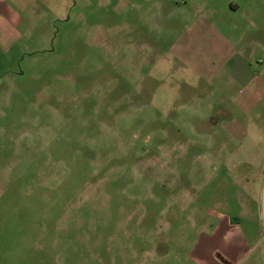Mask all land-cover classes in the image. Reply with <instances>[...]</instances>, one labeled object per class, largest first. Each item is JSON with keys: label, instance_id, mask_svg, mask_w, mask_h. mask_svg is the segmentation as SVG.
Masks as SVG:
<instances>
[{"label": "rangeland", "instance_id": "1", "mask_svg": "<svg viewBox=\"0 0 264 264\" xmlns=\"http://www.w3.org/2000/svg\"><path fill=\"white\" fill-rule=\"evenodd\" d=\"M3 1L0 264H264V102L230 135L240 115L167 53L207 8L230 32L231 0Z\"/></svg>", "mask_w": 264, "mask_h": 264}, {"label": "crops", "instance_id": "2", "mask_svg": "<svg viewBox=\"0 0 264 264\" xmlns=\"http://www.w3.org/2000/svg\"><path fill=\"white\" fill-rule=\"evenodd\" d=\"M3 2L7 6V2H9V4L20 8L23 7L20 0H6ZM172 5L174 6L173 2ZM263 10L264 3L261 0H241L239 3L231 0L227 5L225 4L220 8L224 20L218 19L223 27L230 32L220 35L215 29L219 25L209 21V16L214 17L217 11L214 8H207L205 10L207 14L196 15V19L192 21L190 26V28H194L193 30L197 28L200 29L198 32L208 34L198 44V47L196 42L189 38L188 41L185 40L178 45L173 44L167 51L169 55L182 62L181 67L183 69L203 79L210 88L220 95L222 94L221 100L223 102L227 101L226 103L230 104L233 112L240 115L239 122H229L225 129L226 131L228 129L230 135L236 137L246 135L249 132L248 122H246L244 116L245 112L254 105L264 102V64L255 68L252 63L255 57L264 56V41H262L261 35L264 27L259 21ZM213 12L215 13L213 14ZM237 15H241V23L235 20ZM9 20L11 19L9 18ZM18 20L16 19L15 22L18 23ZM0 21L4 22V20ZM239 27L240 33H235L234 30ZM244 27L247 30H252L253 34L247 36L244 32H241V28ZM233 33L237 36H234ZM213 123L217 124L218 120L214 119ZM251 137V140H255L253 137H259V130L253 131ZM251 144L253 145L252 148L257 151L258 157L264 154V150H258L255 143ZM237 150L233 154L237 153ZM246 165L257 169L261 165L260 158L256 163H247ZM241 214L244 216V218H241L243 220H250L254 216V213L250 212L248 207L245 208V211L242 210ZM223 220L226 221L225 218ZM216 235L217 233L213 234V236ZM246 239V235L238 225L226 222L224 238L222 239V245L225 247L224 251L230 253L237 250L243 251L242 249L247 246Z\"/></svg>", "mask_w": 264, "mask_h": 264}]
</instances>
